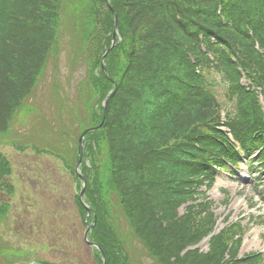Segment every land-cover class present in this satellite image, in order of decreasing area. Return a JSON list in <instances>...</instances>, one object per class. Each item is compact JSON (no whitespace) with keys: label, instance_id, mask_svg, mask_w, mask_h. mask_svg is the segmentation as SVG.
<instances>
[{"label":"trees","instance_id":"1","mask_svg":"<svg viewBox=\"0 0 264 264\" xmlns=\"http://www.w3.org/2000/svg\"><path fill=\"white\" fill-rule=\"evenodd\" d=\"M109 2L118 37L104 72L100 58L114 22L105 0H0V134L9 131L10 119L48 56L59 53L64 17L70 36L77 38L72 62L87 55L89 75L78 82L76 100L62 103L65 111L70 104L71 117L79 121L76 139L50 148L73 174L78 135L103 121L85 134L81 168L84 200L94 212L83 224L95 220L88 236L102 249L105 263L136 264L125 246L133 235L152 264H261L259 257L234 260L239 242L231 243L239 225L212 236L207 252L188 248L210 233L214 218L198 210L199 204L186 207L182 215L178 207L193 198L191 189L200 176L208 177L211 164H219V154L225 152L222 135L214 129L219 111L202 74L209 64L202 44L237 93L238 112L227 125L248 136L257 128L262 110L256 105L258 92L244 90L238 68L262 88L264 97V0ZM113 81L116 90L103 120L102 103ZM92 145L98 169L87 160L85 151ZM5 173L9 165L0 153V178ZM74 178L79 190L80 181ZM75 199L83 220L85 210ZM8 208L0 204V223ZM119 218L124 219L123 230ZM94 253L102 264L101 254ZM35 259L40 262L35 264H48Z\"/></svg>","mask_w":264,"mask_h":264},{"label":"rangeland","instance_id":"2","mask_svg":"<svg viewBox=\"0 0 264 264\" xmlns=\"http://www.w3.org/2000/svg\"><path fill=\"white\" fill-rule=\"evenodd\" d=\"M63 21L65 28L59 53L48 56L36 84L10 119L9 131L0 134V152L10 168V173L0 178V203L9 204L7 215L0 223V264H26L31 259L40 263L35 258L48 264H96L91 249L83 242L84 227L74 203L72 174L57 156L33 150L36 146L41 149L49 145L60 147L68 139L67 135L75 138L77 134L79 121L71 117L67 107L76 100L77 84L89 75V66L87 55L83 60L79 57L77 62H72L71 50L77 48V38L69 34V26H66L69 20L63 17ZM62 103H70L66 111L61 109ZM81 112L78 111L77 116ZM61 131H64L63 138ZM85 152L88 163L94 161L98 169L99 156L93 145ZM245 168L242 166L240 171L249 169ZM225 177H219L208 192L215 201L218 229L227 214L232 220L245 217V223L251 213L259 222L246 233L240 254L264 250V223L260 222L264 220V198L260 188H253L254 182L264 183V176L260 180L254 174L243 184L236 178L227 193L228 204L222 202L225 193L220 189L227 181ZM255 201L256 208L250 210L248 203ZM183 210L181 206L179 212ZM121 218L118 223L123 230L124 219ZM127 241L128 254L134 253L136 264H152L135 236L129 235ZM193 247L207 251L204 240Z\"/></svg>","mask_w":264,"mask_h":264},{"label":"water","instance_id":"3","mask_svg":"<svg viewBox=\"0 0 264 264\" xmlns=\"http://www.w3.org/2000/svg\"><path fill=\"white\" fill-rule=\"evenodd\" d=\"M105 1H106L107 5L109 6V8H110L112 14H114V16H115V12H114L113 8L108 4V0H105ZM116 25H117V23H116V18L114 17V30H113V33H112V36H111V43H110V46L105 50V52L103 53V55H102V57H101V66H102V69H103V70H105V67H104V60H105V57H106V55L108 54V52L110 51V49L113 48V46L115 45ZM114 91H115V88H114L113 91L109 94V96L106 98V100H105V102H104V115H105L106 110H107V104H108L109 98H110L111 95L114 93ZM100 126H101V123H99L96 127H91V128H89V129H91V130H95V129L100 128ZM89 129L84 130V131L81 133V135H80V137H79V139H78V152H77V154H78V157H79V158H78V160H77V162H76V164H75V166H74L76 173L79 175V178L82 180V189H81L80 192H79V200L82 202L83 206L86 208V210H87V215H89L90 210H89V208H87V206H86V205L83 203V201H82V195H83L84 188H85V185H86V184H85V181H84V179H83V174H82V173L80 172V170H79V167H80V165H81V157H82V152H83V142H82V140H83L84 134H85ZM87 232H88V227H87V229L85 230L84 235H83V239H84L85 243H86L87 245H89V246H94V247L100 249L96 244H94L93 242L89 241V239H88V237H87Z\"/></svg>","mask_w":264,"mask_h":264}]
</instances>
